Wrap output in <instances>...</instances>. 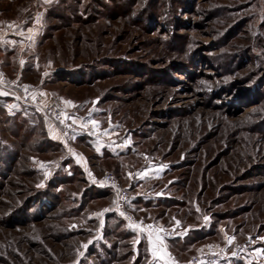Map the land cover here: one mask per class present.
<instances>
[{"label":"rangeland","instance_id":"rangeland-1","mask_svg":"<svg viewBox=\"0 0 264 264\" xmlns=\"http://www.w3.org/2000/svg\"><path fill=\"white\" fill-rule=\"evenodd\" d=\"M2 31L27 40L0 55L8 80L89 133L50 146L53 122L0 111V264H152L147 235L163 264H264V0H0ZM85 139L125 152L97 158ZM70 157L87 173L68 178ZM105 172L161 197L131 208L158 235L89 188Z\"/></svg>","mask_w":264,"mask_h":264},{"label":"built area","instance_id":"built-area-1","mask_svg":"<svg viewBox=\"0 0 264 264\" xmlns=\"http://www.w3.org/2000/svg\"><path fill=\"white\" fill-rule=\"evenodd\" d=\"M0 87L11 91L23 106L35 110L38 115L56 124L63 142L67 143L72 136H81L89 133L88 131L79 129L71 121L65 105L56 98L43 92L36 91L28 82L11 83L1 63ZM98 183L111 190L114 195V212L131 228L146 233L152 231L158 235L159 229L157 226L148 223L147 220L143 218H136L132 215L131 208L134 206L133 204L136 202L138 196L133 194L128 188L121 186L118 178L113 173L105 172L102 179L98 180ZM161 234L164 237L166 236V238L175 237L165 232ZM170 261L172 264H177L173 257H170ZM225 261H227V255L225 253H216L202 255L191 262V264H224Z\"/></svg>","mask_w":264,"mask_h":264},{"label":"crops","instance_id":"crops-1","mask_svg":"<svg viewBox=\"0 0 264 264\" xmlns=\"http://www.w3.org/2000/svg\"><path fill=\"white\" fill-rule=\"evenodd\" d=\"M27 40L24 36H22L19 33H10V32H0V55H13V49L17 45H24L26 44ZM11 83L19 82V80L10 79ZM0 103H4L5 109L7 114L13 115L17 112H20V108L28 109L27 107L23 106L16 98V96L11 92L8 91L2 87H0ZM46 122H49L45 120ZM55 128L47 129V135L49 138H51L54 141H57L62 144V146H65V142L61 139L60 131L58 127L51 123ZM85 143L90 146L92 150H94V154L97 158H103L105 154H108L110 157L119 156L120 154L124 153L125 150L121 148V144H107L103 141L99 140H89L85 139ZM74 160V163L82 170L84 173H87L86 164L82 161L78 160L76 161L74 157H72ZM88 175V174H87ZM88 182L91 181V183H96L95 185H98V180L87 179ZM138 200L136 201L137 206L144 207L147 204H157V200H159L161 197L156 198L154 195L146 193H141L138 195ZM148 239V250L149 254L153 258L154 264H163L165 263L164 260V253L161 250V246L159 243L155 240V238L152 236L149 237L146 236ZM147 243V242H146ZM166 253V252H165Z\"/></svg>","mask_w":264,"mask_h":264},{"label":"trees","instance_id":"trees-1","mask_svg":"<svg viewBox=\"0 0 264 264\" xmlns=\"http://www.w3.org/2000/svg\"><path fill=\"white\" fill-rule=\"evenodd\" d=\"M31 110V109H30ZM0 111L5 115V117H6V119L7 120H9L10 122H12V123H14V124H17L18 122H23L24 123V125H30L31 124V122H33L32 120H31V118H28V116H26V115H24L23 114V112H17V113H15V114H13V115H10L9 113L7 114V112H6V109H5V105H4V103H0ZM32 111H34V110H32ZM34 118L35 119H37V123H35L34 125H36L37 126V128H38V126L40 125V122H38V121H41L40 119H41V116L40 115H38V113H36L35 111H34ZM45 144H47V145H50V146H54V145H56V146H58L59 148H61L62 147V144L61 143H59V142H57V141H54V140H52L51 138H49V137H46L45 138V140L43 141ZM105 156H107V157H110L108 154H105ZM71 158V157H70ZM72 159V158H71ZM66 166H68V169H70L69 167H74V170H72L71 171V173H69V175H66V174H64V175H66L68 178H72L75 174H77V171H79V173H80V169H79V167L74 163V160L72 159V161H70V162H68L67 164H66ZM79 169V170H78ZM88 186H89V188H91L92 190L94 189L96 192H97V194H99V195H103V194H106L107 192H108V188H106V187H103V186H98V185H95V184H88ZM139 198H137L136 199V201L138 200ZM113 220H115V223H114V226L116 227V228H119L118 226H123L124 224H123V222L120 220V219H118V217L117 216H110ZM123 231H124V228H123ZM128 231H130V230H128ZM193 232H191V234H193V233H197V231L196 230H192ZM131 232V231H130ZM130 232H125L124 233V235L125 236H131L130 235ZM185 236H181V237H177L176 239H175V241L173 242V243H175V244H180V242H181V240H183V238H184ZM181 238V239H180ZM185 240V239H184ZM182 242H184V241H182ZM152 264H154L153 262H152Z\"/></svg>","mask_w":264,"mask_h":264},{"label":"snow or ice","instance_id":"snow-or-ice-1","mask_svg":"<svg viewBox=\"0 0 264 264\" xmlns=\"http://www.w3.org/2000/svg\"><path fill=\"white\" fill-rule=\"evenodd\" d=\"M70 103V102H69ZM93 123H95V122H93ZM149 227H151V226H149Z\"/></svg>","mask_w":264,"mask_h":264}]
</instances>
